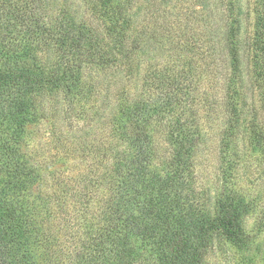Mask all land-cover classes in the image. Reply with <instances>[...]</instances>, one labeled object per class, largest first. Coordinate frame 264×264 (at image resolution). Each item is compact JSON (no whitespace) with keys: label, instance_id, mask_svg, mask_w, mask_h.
<instances>
[{"label":"trees","instance_id":"16d2710c","mask_svg":"<svg viewBox=\"0 0 264 264\" xmlns=\"http://www.w3.org/2000/svg\"><path fill=\"white\" fill-rule=\"evenodd\" d=\"M141 1L0 0V264H205L215 234L251 244L237 172L241 140L264 152V0L245 34L240 0H216L179 46L166 0ZM155 43L176 57L144 62ZM48 92L82 116L106 94L107 159L74 185L35 150ZM212 134L215 196L197 180Z\"/></svg>","mask_w":264,"mask_h":264},{"label":"rangeland","instance_id":"374dc122","mask_svg":"<svg viewBox=\"0 0 264 264\" xmlns=\"http://www.w3.org/2000/svg\"><path fill=\"white\" fill-rule=\"evenodd\" d=\"M70 1L79 4L80 0ZM248 2V0H240L244 9L242 17L244 34L252 24V18L247 13L249 12ZM215 3L216 0H207V2L205 0H166L162 3L164 21L161 22L160 30L166 35L169 30L171 33L174 32V40L178 46L184 35L186 40L188 35L194 34L195 39L190 41L195 42L207 27L209 21L207 17L211 18L212 11L216 10ZM168 43H170L169 40L165 38L161 45ZM161 45L155 43L151 48L147 47L149 52L144 57V62L150 58L149 55L156 57L163 65L171 57L172 59L176 57L179 48L166 51L165 45ZM196 57L199 56L196 55ZM112 86L110 83L109 87L107 85L105 87L112 89ZM132 86L135 84L133 83ZM132 86L131 90L135 92L136 88ZM208 86L209 83L204 80L201 90ZM104 94L105 92L99 94L89 103H83L84 116L76 113L67 115L69 105L63 101L60 93L45 94L43 108L46 115L34 128L35 150L38 151L37 154L40 153L42 159L47 158L53 163L51 168L57 175L68 178L72 185L78 175H89L92 169L96 170L97 166L107 159L103 151H100L102 148L97 149L98 141L103 135H105L103 141L108 143L111 140L109 123L104 119L105 114L110 111L104 108L105 100H107ZM79 107L81 106L77 104L76 110ZM239 145L241 150L244 149V154L242 153V162L237 172L239 176L237 182L248 198L256 202L245 222L246 231L252 236V241L249 247L239 249L225 236L215 234L211 239L205 264H264V152L262 153L246 139L241 140ZM201 158L202 163L197 170L199 188H209L210 190L207 191L209 195L215 196L220 190L221 183L216 180V175L219 174L217 170L219 151L215 146L214 134L208 138L206 146L201 151ZM76 200L72 198L73 203Z\"/></svg>","mask_w":264,"mask_h":264}]
</instances>
